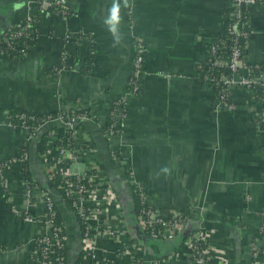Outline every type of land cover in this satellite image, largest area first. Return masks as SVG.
<instances>
[{
	"label": "crops",
	"instance_id": "crops-1",
	"mask_svg": "<svg viewBox=\"0 0 264 264\" xmlns=\"http://www.w3.org/2000/svg\"><path fill=\"white\" fill-rule=\"evenodd\" d=\"M36 1L0 0V34L38 15V35L27 53L0 58V264H33V241L46 231L42 192L28 200L20 168L23 138L6 123L2 107L43 114L82 108L97 99L101 120L83 121L76 143L105 174L115 198L100 206L96 246L108 254L101 264H186L190 251L181 235L198 228L208 232L213 250L208 264H264V137L250 120L246 92L233 88L232 109L216 108L215 94L198 69L230 0H129L130 8H121L117 47L102 23L112 0H60L72 12L61 17L38 14ZM249 23L254 33L245 59L264 62V5L251 9ZM80 30L96 43L93 69L81 73L79 62L54 74L63 47L85 56L86 37L66 39ZM136 37L145 45L135 74L139 91L124 100L125 115L118 112L121 133L109 141L101 130L105 108L122 99L132 76ZM113 147L123 159L111 155ZM44 164L34 141L29 167L42 189L50 180ZM163 166L170 174L160 172ZM134 182L163 214L183 215L180 236L156 239L141 231ZM48 191L62 217L71 263L82 249L81 232L69 205L56 189ZM26 209L36 217L33 222L24 220ZM107 228L115 234L106 235Z\"/></svg>",
	"mask_w": 264,
	"mask_h": 264
},
{
	"label": "built area",
	"instance_id": "built-area-1",
	"mask_svg": "<svg viewBox=\"0 0 264 264\" xmlns=\"http://www.w3.org/2000/svg\"><path fill=\"white\" fill-rule=\"evenodd\" d=\"M36 5L39 10L50 12L53 6H59L56 12L58 16H66L72 14L69 7L60 0L48 2L47 0H37ZM230 11L225 15V19H229L228 25L229 34L225 40H219L216 43L208 44L206 52L205 65L208 67L203 80L209 85H216L215 91V107L232 109V103L229 102L230 94L233 88L243 89L247 94V99L250 106V120L254 129L260 130L264 137V62H256L249 64L245 59V54L242 50L247 49V42L253 35L254 30L249 23L250 11L252 8L264 5V0H230L228 3ZM250 7V11H245L243 8ZM33 17L29 16L23 21L9 26L0 35V42L7 47V50L0 49V58L23 57L30 46L27 40L36 39L38 33H35L32 28ZM67 40L73 38L70 34L66 35ZM230 40L232 45L229 49L228 59L221 53L220 47L226 41ZM242 40V44L240 41ZM69 49L63 47L59 53V64L56 66V71L66 69L62 64L69 61ZM145 45L141 38L136 37L134 40V55L132 60V77L126 83L122 99H115L112 103V108L109 111V118L105 122L104 135L109 141H112L119 133H121V120L118 114H122L124 100L135 95L139 91V83L135 78L142 66L144 58ZM215 67L228 69V73L221 70L215 76L213 70ZM258 90L259 92H255ZM119 112V113H118ZM8 125L12 121L6 112ZM16 120L14 126H19V134L25 140H31L35 134L46 124L53 123L56 127H64L70 130V136L74 138L75 145L67 146L63 144V137L58 133L56 127L51 128L46 142V148L41 153V158L45 162L49 179L52 174L58 173L62 182L57 186L64 193L66 198H70L72 203L69 205L71 211L74 210L81 218L85 225L82 234V249L83 257L79 264H101L107 258V252L99 249L97 244V234L101 233L100 206L109 204L114 201V195H111V187L109 182L95 161L88 158L85 153L86 149L79 147L76 143V137L79 134V128H76L83 121H99L101 120L96 105H91L89 110L66 114L65 110H59L52 113H47L45 116L36 117L35 113L27 112L15 115ZM57 151V157L52 161H48L47 157L51 149ZM111 155L118 159H123L121 150L115 147L111 150ZM23 155L19 156V161ZM84 162L83 173L72 174L71 166ZM124 164L126 162L124 161ZM28 195V200L35 195V191L42 192L44 199L45 214L41 220L46 228L41 235L37 236L33 243L32 262L33 264H63L64 257L57 253V250L63 247L62 240L65 236H61V227L55 224V199L48 189L40 188L35 181L29 184L24 183ZM135 187H138L134 182ZM57 191V190H56ZM58 192V191H57ZM137 195L142 204L148 205L141 208L137 212V224L141 231L152 238L173 240L182 233V224L184 217L180 212H170L163 214L160 210L147 202V194L141 188H137ZM24 220L33 222L36 217L29 209L24 212ZM108 229V228H107ZM106 235L113 236V230H106ZM186 244L189 246L190 256L186 264H208L213 258L212 247L209 242L208 232H202L198 228L190 233L186 239Z\"/></svg>",
	"mask_w": 264,
	"mask_h": 264
},
{
	"label": "trees",
	"instance_id": "trees-1",
	"mask_svg": "<svg viewBox=\"0 0 264 264\" xmlns=\"http://www.w3.org/2000/svg\"><path fill=\"white\" fill-rule=\"evenodd\" d=\"M250 7H245L243 8V10L245 11H250ZM59 10V6H53L50 10V12L56 16H58L56 14V12ZM230 11V8H229V5H227V7L225 8V11H224V15H227ZM42 12H46V11H43V10H39L38 14L39 13H42ZM249 16V14L247 15V17ZM37 16H34L33 17V23H32V28L34 29L35 33H38V29H37V26H36V20H37ZM230 23V20L229 19H225L223 20V23L220 27V30L219 32L217 33V35L215 37H213L210 41V43H216L218 42L219 40H225V38L227 37V35L229 34V30H228V25ZM15 25H13L14 27ZM5 31V30H4ZM2 34V33H1ZM0 34V35H1ZM70 36L73 38L72 40H79L81 39L82 37L85 38L86 37V41H87V52L85 54V56L83 58H80L79 56V51L78 49L76 48L75 51H72L69 53V61L68 62H63L62 64L65 66L66 69H69L75 65H77L79 62V71L81 73H88L89 71H91L95 65V54H96V43L93 41L92 39V36L88 33V36H84L82 35V32L81 30L79 32H74V33H71ZM82 38V39H83ZM35 40V39H34ZM34 40H27V44L29 46H31L34 42ZM240 43L242 44V40L240 41ZM232 45V42L230 40H226L222 46L220 47V50H221V53L225 56L226 59H228V54H229V49ZM0 49L2 50H7V47L5 45H3L1 42H0ZM208 50V46L206 48V52ZM243 54H246V49H243L242 50ZM22 57H19L18 59H20ZM249 64H252L249 62ZM264 64V63H263ZM198 69H199V74H200V77L203 79L205 73L207 72L208 70V67L205 65V63H201L199 64L198 66ZM133 70V68H132ZM221 70H224L225 73H228V69L226 68H221V67H215L213 70H209V72H213V75L217 76ZM53 72L54 74L56 73V70L53 69ZM132 77V76H131ZM211 89L213 90V92L215 93V91H217V86L216 85H211L210 86ZM255 92H259L258 90H255ZM229 102L231 103V98H229ZM102 101L101 100H95L92 102L93 105L95 104H99L101 105ZM87 105L85 107H82V108H75L73 110L71 109H66L65 110V113L66 114H70L72 113V111L74 112H81V111H84V110H89L91 105ZM112 104V103H111ZM113 106L111 105L109 108H105L106 110V121L108 120V118L110 117L109 116V109H111ZM2 110H5V112L8 113L12 123H15V120H16V117L15 115L16 114H20V113H26L25 110L23 109H20L12 104L10 105H6V106H3L2 107ZM231 110V109H230ZM108 111V112H107ZM47 113H43V114H39V113H35V116L36 117H42V116H45ZM80 124L76 127V128H79ZM56 127L55 124L53 123H50V124H46L45 126H43L36 134L35 136L31 139V140H25V139H22V142H21V145H20V153L21 155H23L22 159H21V162H20V168H21V172H22V176H23V180H24V183L26 184H29L30 182L34 181L33 180V177H32V173H31V170H30V167H29V150H30V145L31 143H33L34 141H37L38 145H39V153H43L45 151V148H46V142L47 140L49 139L48 138V132L51 128H54ZM15 128L19 131V126L16 125ZM58 130V133L61 137H63V144L64 145H67V146H74L75 145V141H74V138H72L70 136V130L67 129V128H64V127H56ZM105 129V122L104 124L101 126V130L104 131ZM57 151L54 150V148L51 149V151L49 152V156L47 157V160L48 161H52L53 158H56L57 157ZM4 166L3 163L0 164V169ZM62 182L61 180V177L59 176L58 173H54L52 174V177L50 178L49 182L47 183H44L45 184V189H50V188H54L58 191V193L60 194L62 200L67 203V204H71L72 203V200L70 198H66L64 196V193L59 190L57 188V186ZM48 186V187H46ZM137 188L138 187H133V190H134V208H135V213L137 214V212L143 208V207H146L148 205H145V204H142L141 201H140V198L139 196L137 195ZM2 191H4L5 193V189L4 187L2 186ZM147 194V193H146ZM56 208V207H55ZM72 213L74 215V217L76 218V221L78 223V226H79V229H80V232H81V236L84 232V229H85V225L84 223L81 221V218L76 214V212H74V210H72ZM55 224L58 225L59 227H61V236H64L65 233H64V225L62 223V217L60 215V212L58 210H56V214H55ZM147 235V234H146ZM190 236V234L186 235V234H183L181 235V240H185L187 239L188 237ZM63 242V247L58 249L57 250V253L62 255L64 257V261H63V264H79L81 261H82V257H83V250H81L76 259H74L71 263H69V260H68V252H67V247H66V240L63 239L62 240ZM35 245V244H34Z\"/></svg>",
	"mask_w": 264,
	"mask_h": 264
},
{
	"label": "clouds",
	"instance_id": "clouds-1",
	"mask_svg": "<svg viewBox=\"0 0 264 264\" xmlns=\"http://www.w3.org/2000/svg\"><path fill=\"white\" fill-rule=\"evenodd\" d=\"M130 8L129 0H123V5L121 0H112L110 7L108 8V13L106 17L103 18L102 23L107 28V31L112 36V47H117L120 45L122 40L121 33V8ZM161 173L170 174V168L163 166L160 169Z\"/></svg>",
	"mask_w": 264,
	"mask_h": 264
},
{
	"label": "water",
	"instance_id": "water-1",
	"mask_svg": "<svg viewBox=\"0 0 264 264\" xmlns=\"http://www.w3.org/2000/svg\"><path fill=\"white\" fill-rule=\"evenodd\" d=\"M84 166H85L84 165V162H80L78 164L72 165L71 166V173L72 174H77V173L82 174L83 173Z\"/></svg>",
	"mask_w": 264,
	"mask_h": 264
},
{
	"label": "rangeland",
	"instance_id": "rangeland-1",
	"mask_svg": "<svg viewBox=\"0 0 264 264\" xmlns=\"http://www.w3.org/2000/svg\"><path fill=\"white\" fill-rule=\"evenodd\" d=\"M258 136L262 135V132L260 130L255 131Z\"/></svg>",
	"mask_w": 264,
	"mask_h": 264
}]
</instances>
